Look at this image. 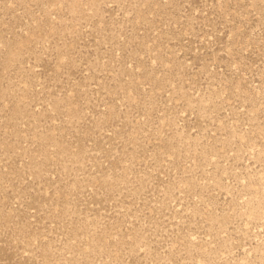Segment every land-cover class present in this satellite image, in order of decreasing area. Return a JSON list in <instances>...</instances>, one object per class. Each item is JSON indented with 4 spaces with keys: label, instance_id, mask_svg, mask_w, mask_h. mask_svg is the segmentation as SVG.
Returning a JSON list of instances; mask_svg holds the SVG:
<instances>
[{
    "label": "rangeland",
    "instance_id": "374dc122",
    "mask_svg": "<svg viewBox=\"0 0 264 264\" xmlns=\"http://www.w3.org/2000/svg\"><path fill=\"white\" fill-rule=\"evenodd\" d=\"M0 264H264V0H0Z\"/></svg>",
    "mask_w": 264,
    "mask_h": 264
}]
</instances>
